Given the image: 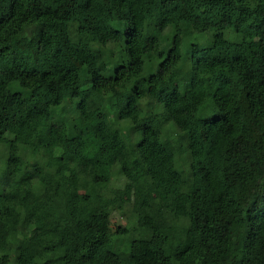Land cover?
<instances>
[{"label":"trees","instance_id":"1","mask_svg":"<svg viewBox=\"0 0 264 264\" xmlns=\"http://www.w3.org/2000/svg\"><path fill=\"white\" fill-rule=\"evenodd\" d=\"M0 263L264 264V0H0Z\"/></svg>","mask_w":264,"mask_h":264},{"label":"rangeland","instance_id":"2","mask_svg":"<svg viewBox=\"0 0 264 264\" xmlns=\"http://www.w3.org/2000/svg\"><path fill=\"white\" fill-rule=\"evenodd\" d=\"M176 87L177 86H175L174 88L176 89ZM124 224H125V220H123L118 213H113V216H112L113 227L116 229L117 226L124 225Z\"/></svg>","mask_w":264,"mask_h":264}]
</instances>
